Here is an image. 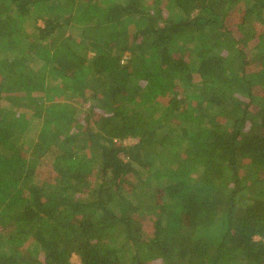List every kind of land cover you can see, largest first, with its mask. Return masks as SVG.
Here are the masks:
<instances>
[{
  "label": "trees",
  "instance_id": "obj_1",
  "mask_svg": "<svg viewBox=\"0 0 264 264\" xmlns=\"http://www.w3.org/2000/svg\"><path fill=\"white\" fill-rule=\"evenodd\" d=\"M257 28L264 0H0V264H264Z\"/></svg>",
  "mask_w": 264,
  "mask_h": 264
},
{
  "label": "rangeland",
  "instance_id": "obj_2",
  "mask_svg": "<svg viewBox=\"0 0 264 264\" xmlns=\"http://www.w3.org/2000/svg\"><path fill=\"white\" fill-rule=\"evenodd\" d=\"M38 25L42 26V23L39 22ZM260 29L262 31H264V28H257ZM68 35V34H66ZM4 58H6L3 55H0V60H3ZM41 126V121L37 120V121H33L32 125L29 126V128L27 129V133L24 135L23 140H21L22 142V147L27 150L30 151L32 150L33 146H34V142L35 140H37L38 134H39V127ZM20 142V143H21ZM136 141L135 140H127L125 142V145H130V144H134ZM245 173L247 174H252L255 173L257 178L260 179V176L257 172H251V170L249 168H246L244 170ZM149 187H145V191L148 190ZM222 237V233L220 231H217V233L214 236V242L217 243L219 239H221ZM71 263L72 264H79V258L76 255H73L71 258Z\"/></svg>",
  "mask_w": 264,
  "mask_h": 264
}]
</instances>
